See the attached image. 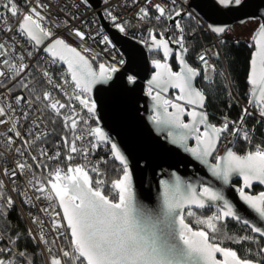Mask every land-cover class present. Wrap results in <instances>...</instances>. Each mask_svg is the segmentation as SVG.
<instances>
[{"label": "snow or ice", "instance_id": "snow-or-ice-1", "mask_svg": "<svg viewBox=\"0 0 264 264\" xmlns=\"http://www.w3.org/2000/svg\"><path fill=\"white\" fill-rule=\"evenodd\" d=\"M23 3L24 7H21L18 0H0V32L11 34L0 40V87L5 88L10 96L14 87L28 91L27 96L14 95L12 100L0 94L4 151L14 150L21 158L15 162L14 168L0 169V174L11 178L13 184L18 175L26 178L23 189L14 187L12 190L23 198V204L36 209L38 214L33 215L30 211L28 215L37 229L29 228L26 233L16 231L6 238L0 232V264H34L33 256L28 252L30 244L38 248L43 246L48 254L47 264H264V226L243 218L220 190L205 184L197 190L175 177L172 182L160 181L162 202L157 212L139 204L128 160L99 125L96 100L91 95L94 85L112 79L120 70L116 65H122L123 60L115 64L99 63L98 69L94 68L93 62L99 54L93 55V50L87 47H73L54 30L67 31L83 44L93 38L83 30L93 21L80 19V26H76L72 21L77 17L69 15L60 24L49 25L52 16L50 3L42 0H23ZM217 3L230 11L247 7V0H217ZM81 5L91 7L89 0H78L71 6L61 7L59 12L70 7L79 9ZM104 5L99 14L101 18L106 14L113 27L127 34L129 22L121 20L119 14L112 11L109 0H104ZM176 5L177 0H168V3L145 0V6L139 7L136 13L138 20L145 21L151 16L150 10L155 9L154 19L157 22L162 19L170 21L178 33L174 38H166L165 32L150 29L148 38L141 41L150 50L163 53V60L152 61L156 71L147 82V95L155 102L151 120L158 125L181 129L176 135L170 133L172 142L182 145L223 184H228L233 175L239 176L242 179V185L237 189L240 199L264 221V191L256 194L246 191L254 182L264 185V145L257 144L254 150L242 155L231 147H226L224 154H217L225 135L251 144L256 129L255 126L249 129L245 121L253 112L245 107L237 120L225 116L219 125L209 121L206 111L208 97L194 84L201 70L186 60L189 48L185 46V25L181 18H194V14ZM45 9H48L47 15ZM208 30L219 35L230 29L209 24ZM95 35L102 36L99 43L105 45V52L115 47L109 36L100 30ZM195 35L196 29L193 28L191 38L195 39ZM252 40L255 50L251 54L247 75L248 104L257 110L260 118L257 123L264 124V23L257 21ZM20 44L28 47L17 53ZM171 45L178 47L174 49ZM42 54L48 58L46 63L66 66L58 80L47 67L39 64ZM215 55L219 57V53ZM172 56L179 71H173L168 63ZM206 57V52L197 57L205 78L208 72L215 71ZM33 60L36 63H31ZM34 68L39 81L47 85L43 90L25 82V77ZM135 79V76L128 77L130 83ZM6 81L12 86L9 87ZM169 88L178 90L174 100L162 96ZM169 107L172 111L168 110ZM46 114L52 118V123L59 119L65 133L56 141L53 153L43 143L50 135L42 130L47 122ZM185 116L189 118L187 122ZM90 121H95L96 126L92 127ZM190 138L196 141L195 146H188ZM37 142L41 144L34 152ZM105 145H110L111 158L121 165L119 171L122 175L110 185L116 199L105 193L108 185L102 165L107 160L104 157L95 162L90 159ZM61 157L66 163H61ZM77 157L83 162L73 163ZM29 159L32 163H28ZM49 162H55L56 167H50ZM5 188L4 180L0 179V217H6L15 205L13 197L5 195ZM41 200L48 203L37 207ZM210 206L215 207L211 215L198 217L193 211V208ZM40 214L49 218L51 240L45 231L46 221ZM186 216L196 217L197 226L187 222ZM229 221L242 225L245 234L230 235ZM224 240L237 245L250 241L256 245V251L253 253L249 246L248 255H242L236 248L222 246ZM58 241H66L67 247H55ZM218 255L221 258L218 259Z\"/></svg>", "mask_w": 264, "mask_h": 264}, {"label": "water", "instance_id": "water-1", "mask_svg": "<svg viewBox=\"0 0 264 264\" xmlns=\"http://www.w3.org/2000/svg\"><path fill=\"white\" fill-rule=\"evenodd\" d=\"M89 3L92 7L98 8L101 0H89ZM188 5L194 14L202 16L207 27L209 24L228 27L235 22L243 23L252 18L264 23V0H247V7L231 11L220 6L217 0H189ZM101 21L114 43L125 55V65L113 74L112 79L107 83L94 85L91 95L96 100L99 125L112 138V141L118 144L128 160L132 173V186L139 204L154 213L157 212L162 202L160 181L172 182L175 177H179L184 184H191L197 190L205 184L222 191L225 198L233 204L243 218L264 226V221H261L257 214L240 199L238 187L232 183L235 179L242 182L239 176L233 175L228 184H223L218 178L212 176L207 166L185 151L182 145L172 142V135L178 134L182 131L181 129L172 125H158L151 120L155 102L147 95L145 89L148 86V80L156 71L150 74V69L155 67L148 55L157 50H150L145 44L121 35L116 28H110L104 18H101ZM168 26L174 29L170 21ZM213 34L217 37L221 35ZM171 46L174 49L178 47ZM254 50L253 48L252 52ZM175 62L179 71V65L176 60ZM98 65L99 63L95 67L93 64L97 69ZM128 76H135V82L130 83ZM163 94L165 93H162V96ZM233 141L235 140L232 137L221 155L224 154L226 147H233ZM187 144L192 147L189 145V140ZM116 163L120 165L118 161ZM255 185L261 186L264 191V185L254 182L253 186ZM206 208L215 209L214 206ZM193 210L202 209L193 208Z\"/></svg>", "mask_w": 264, "mask_h": 264}, {"label": "built area", "instance_id": "built-area-1", "mask_svg": "<svg viewBox=\"0 0 264 264\" xmlns=\"http://www.w3.org/2000/svg\"><path fill=\"white\" fill-rule=\"evenodd\" d=\"M18 2H19L21 7H24L23 0H18ZM42 2L50 3L52 16H51V20L49 21V25L60 24L65 19V17L69 16V15H75L77 17V19L72 21V23L76 26H80V19H85L87 21H93L94 23H89V24H87L86 27H83V30L93 37L91 39H88L86 42H83V44L80 41H78L76 38L71 37L67 31H61L58 29H54V30H56L59 35H63L68 40V42L70 44H72L73 47H77L78 49H80L81 47H87V48H90L93 50V53H92L93 55L99 54L96 61H99L102 63L115 64L116 61L122 59L124 63L122 65H116V66L119 67V69L123 68V66L125 65V55L119 50L118 46L112 40L109 32L103 27L102 21H101L100 15H99V12L100 13L103 12V9L105 7L104 0L101 1V5L98 8H94L92 6L90 8H86L83 5H81L79 7V9H77L76 7L65 8V11L63 13L59 12V9L61 7H64L65 5L71 6L75 3H77L78 0H42ZM109 3L112 5V11L114 13H118L121 20L128 21L130 24V27L128 28L127 34H124L121 32H120V34L125 36V37H128L134 41H137L141 44H144L141 41L143 39L148 38L149 30L151 29L152 25L157 22L154 19V16L156 15L155 9L150 10L151 16L148 20L140 21L136 18V13H137L139 7L145 6V0H135V2H134V0H109ZM153 3H168V0H153ZM188 3H189V0H177L176 6L182 7L185 11L193 13V11L190 9ZM169 7H171V4H169ZM25 11H26V8H25ZM47 13H48V9H45V14L47 15ZM103 18L108 22L110 28H115L112 26L110 20L106 16V14L104 15ZM183 19L186 20L187 23H189V24H195V25L200 26L201 28H203L205 30V32L209 36V41L207 43L203 42L201 45V48L198 50V52L195 55V60L198 63L199 67L202 69L204 79L206 81H211L214 78L215 74L217 72H220L221 75L225 77V82L227 85L226 87H227V91H228L227 93L233 99V103L241 105L242 108L248 107L250 109V111L253 112L252 116H254V123L258 124L257 121L260 118L256 114L257 112H255L254 108L252 107L253 105L248 104V100L250 98L249 85L247 87V91H248L247 102H244L241 99H236L234 93L232 92L231 85H230V82H229L228 77H227V73L225 72V70H223L221 68L219 69L220 66L218 64V60L221 59V51L219 48V42H220V40H231V41L240 40V39H237V37L235 36L236 34L232 35V34H234L233 27L236 26L237 23L235 22V23L229 25L227 28L230 30L217 37L210 30H208L206 21L202 18V16H200L198 14H194V18H189L188 16H184ZM13 27H15V23H13ZM97 30H100L102 32V34L108 35L109 39L111 40L112 44L115 47L109 48V50L107 52H105L104 51L105 45L99 43V41L102 39V36H96L95 35ZM252 34L253 33H251L250 35H252ZM8 35H11V34H5L3 32H0V40L7 39ZM244 41L247 42L246 40H244ZM26 47H28V46L24 45V44L17 45V53L23 51L24 48H26ZM202 52L207 53L206 58L208 59L209 64H211L215 67V71H211V72L207 73V78H205V72H204L203 66L200 64L199 60L197 59L198 55L201 54ZM215 53H219V57H217L215 55ZM89 58H91V56ZM47 59H48L47 56L42 54V57L39 61V64L44 66V67H47L48 70L54 76H56V78L58 80L60 74L64 72L65 66L62 64H59V63L55 64V65L46 63ZM31 63H36V61L33 60V61H31ZM25 82H30V86H34L39 90H43L45 87H47V85H45L43 82L39 81L38 73L35 70V68L31 70V74L29 76L25 77ZM6 84L9 87L12 86L11 82L6 81ZM0 94L8 97L9 100H12L14 95H25V96H27L28 91L24 90L22 88H19V87H14L13 88V94L10 96L9 93L5 90V88L0 87ZM55 94L60 99L64 100V98L61 96V94L59 92H56ZM31 118L32 117L30 116L29 119H31ZM231 120H237V119H231ZM245 124L249 129H251L253 127V125L249 121L248 117L246 118ZM259 125L261 127V132L259 134L256 133L255 131L252 133V137L255 136L256 141L253 143L252 147L250 149L248 148L245 152H247L249 150H254L255 145H257V144L264 145V124H259ZM21 130L23 131V129H21ZM42 130L48 131L50 133V135L52 134V129L48 125L47 122H46V125L44 126V128H42ZM4 132H5V129L3 128V126H0V152L3 153V155H0V169H2L4 167L14 168L15 162L21 158L17 156V154L15 153L14 150L13 151H4V143H3L4 138H5L3 135ZM254 134H256V135H254ZM50 135H48V137L46 138V140L43 143L48 147L49 152L53 153L55 150V147H56V143L49 142L48 139H49ZM231 138H232V136L225 135L223 137L222 141L220 142V147L221 148L225 147ZM18 144H19V141H17V145ZM40 144H41V142H37V148L33 150L34 152L38 151ZM218 153H220V152L218 151ZM108 156H111L110 150L105 145V146H102L100 149H98L97 152L90 157V159L93 162H95V161L99 160L100 157H104L107 160ZM82 162H83L82 158H80V157H77V159L73 161V163H82ZM28 163H32L30 159L28 160ZM49 166L54 168V167H56V163L55 162H49ZM0 179L4 180V184L6 186L5 195H11L13 197V199L15 200L14 208H16L18 210V212L20 213V215L23 218L27 228L28 229L31 228L35 231L37 229V225H34L31 222V219L29 218L28 214L30 211L33 213V215L38 214L36 209L31 208L30 206L23 204L22 203L23 198L20 197L17 192L12 190L14 187L23 189V187L25 186L26 178L24 176L18 175L15 178V181H16L15 184H13L12 179L9 178L8 176H4V175L0 174ZM29 195H31V193H29ZM47 203H48L47 201L41 200V201L37 202V207L42 206V205H46ZM40 215H41V218L46 221L45 226H44L45 231H46V233H49V239L51 240L53 238V235L49 232V228H48L47 222H48L49 218L46 215H43V214H40ZM0 232H2V231L0 230ZM66 243H67L66 241H58V243L55 247H60V246L67 247ZM55 247L53 248L54 251H55ZM39 250L41 252L44 264H47V260H48L47 252H45L43 250V246L39 247Z\"/></svg>", "mask_w": 264, "mask_h": 264}, {"label": "trees", "instance_id": "trees-1", "mask_svg": "<svg viewBox=\"0 0 264 264\" xmlns=\"http://www.w3.org/2000/svg\"><path fill=\"white\" fill-rule=\"evenodd\" d=\"M103 1V0H101ZM19 3V2H18ZM181 22L185 25V46L189 48V52L186 55L187 62L198 69V64L195 61V55L198 50L201 48L202 43H207L209 41V36L205 32L203 28L195 24H189L186 20L181 19ZM169 21L163 19L160 22H156L152 25L151 29H155L157 32H165L168 31ZM196 29L195 39L191 38V30ZM167 29V31H165ZM219 48L221 51V59L218 60L219 69L225 70L227 73L228 80L231 85L232 92L234 93L236 99H241L244 102L248 100V91H247V75L249 69V60L251 56V52L253 50L252 40L250 42L245 41H231V40H220ZM99 61H94L93 64H98ZM172 65H175V62H172ZM201 70V69H200ZM196 86L205 92L208 100L206 101V109L209 112L210 121L216 125H219L225 116L228 119H238L242 107L241 105L234 104L233 99L228 95L227 85L225 82V77L221 75L220 72H217L214 78L211 81H206L203 77V73L201 70V75L198 76L196 80ZM255 109L254 106H252ZM249 121L253 126H255V132L260 133L261 127L259 124L254 123V116H249ZM45 119L48 125L52 129V134L49 136V142L56 143L59 137L64 133L62 128V122L59 119H56L55 123H52V118L48 117L47 114ZM90 124L95 127V121H90ZM256 135V134H254ZM256 141L255 136L252 138L251 144L241 140L236 139L233 144V151L238 154H244L245 151L252 147L253 143ZM62 153L64 149L61 148ZM111 154V152H110ZM61 163L63 162V157H61ZM103 171L105 172V179L107 181V185L105 188V193L110 194L113 199H116V194L110 188L111 181L117 179L122 175L119 169L120 165L116 163V160L112 159L111 156H108L107 163L102 165ZM253 192L256 194L257 191L262 190L263 188L259 185L253 186ZM195 211V210H193ZM215 210L204 209L201 211H195L198 217L211 215V212ZM187 222L196 227V217H187ZM27 226L21 217L20 213L16 208H12L9 210V213L6 217H0V230L3 232L5 237L14 234L16 231L26 233ZM228 233L231 235L233 233L236 234H245L242 231V225L237 224L235 221H229L228 223ZM255 235V234H253ZM67 244V243H66ZM222 246L224 247H233L238 250L242 255H248L247 249L250 246L252 248V252L256 251V245L252 242H242L240 245L234 244L230 241L224 240ZM28 252L33 256L34 264H44L41 252L38 247L34 244H30L28 247Z\"/></svg>", "mask_w": 264, "mask_h": 264}, {"label": "flooded vegetation", "instance_id": "flooded-vegetation-1", "mask_svg": "<svg viewBox=\"0 0 264 264\" xmlns=\"http://www.w3.org/2000/svg\"><path fill=\"white\" fill-rule=\"evenodd\" d=\"M169 32H170V34H169ZM176 30L175 29H173V27H171V26H168V31H167V33H165V36L167 35L168 37L169 36H172L173 38L176 36ZM159 38V37H158ZM149 60H150V62L152 63V61L154 60V59H160V60H163V54L160 52V51H154V52H152V53H149ZM175 62V59H174V56H172V57H170L169 58V60H168V63L172 66V69H173V71H178V67H177V64H176V62H175V65H172L173 63L172 62ZM196 61V60H195ZM100 63V62H99ZM197 63V62H196ZM198 64V63H197ZM95 67H97V64L96 65H94ZM198 67H199V65H198ZM200 68V67H199ZM201 69V68H200ZM156 69L155 68H151L150 69V74L151 73H153L154 71H155ZM202 70V69H201ZM203 73V72H202ZM129 77V76H128ZM203 77H204V75H203ZM198 78V77H197ZM197 80V79H196ZM195 86H196V81H195ZM147 88H148V86L146 87V89H145V92H147ZM196 88H198L197 86H196ZM199 89V88H198ZM178 95V91H176L175 89H169L168 90V92H166L165 94H163V96L164 97H166V98H168V99H175V97ZM169 111H172V109L169 107V109H168ZM206 111H207V109H206ZM208 112V111H207ZM208 114H209V112H208ZM151 115L153 116V112L151 113ZM189 118L187 117V116H185L184 117V120H185V122H187V120H188ZM209 121H210V117H209ZM211 122V121H210ZM211 123H213V122H211ZM214 124V123H213ZM231 140V139H230ZM236 140V139H235ZM235 142V141H234ZM194 144H195V140L194 139H192V138H190L189 139V145L190 146H194ZM234 144V143H233ZM108 148H109V150H110V145H106ZM220 147V144H219V146H218V148ZM221 153H222V150H221V152L220 153H218V154H220L221 155ZM242 155V154H241ZM212 162L213 163H215V161L214 160H212ZM234 185H236L238 188L242 185V182L240 181V180H238V179H235L233 182H232ZM256 186V185H255ZM253 188L254 187H252L250 190L251 191H249V192H251L252 194H255L254 192H253ZM246 191H248V190H246ZM262 190H260V191H257L256 193H259V192H261ZM205 209H211V208H205ZM202 210H204V209H202ZM211 210H215V209H211ZM195 211H197V210H195ZM199 211H201V210H199ZM218 258H220L219 256H217Z\"/></svg>", "mask_w": 264, "mask_h": 264}, {"label": "rangeland", "instance_id": "rangeland-1", "mask_svg": "<svg viewBox=\"0 0 264 264\" xmlns=\"http://www.w3.org/2000/svg\"><path fill=\"white\" fill-rule=\"evenodd\" d=\"M254 19L247 20L243 23H237V25L233 27L234 34L232 35L236 34L235 36L237 37V39L246 40L247 42H250L252 40L254 33L257 31V20ZM251 33L253 34L250 35ZM222 148L224 149V147ZM222 148L219 147L218 151L219 152H221V150L223 151Z\"/></svg>", "mask_w": 264, "mask_h": 264}, {"label": "bare ground", "instance_id": "bare-ground-1", "mask_svg": "<svg viewBox=\"0 0 264 264\" xmlns=\"http://www.w3.org/2000/svg\"><path fill=\"white\" fill-rule=\"evenodd\" d=\"M252 19H254V18H252ZM247 20H250V19H247ZM247 20H246V21H247ZM254 20L260 21L259 19H256V18H255ZM238 41H240V40H238ZM242 41H244V40H242Z\"/></svg>", "mask_w": 264, "mask_h": 264}]
</instances>
